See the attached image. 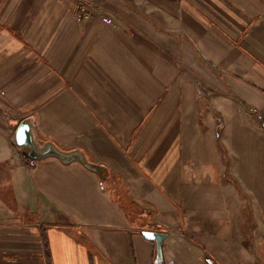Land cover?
<instances>
[{"label":"crops","instance_id":"obj_1","mask_svg":"<svg viewBox=\"0 0 264 264\" xmlns=\"http://www.w3.org/2000/svg\"><path fill=\"white\" fill-rule=\"evenodd\" d=\"M86 1L0 0V264H264V0Z\"/></svg>","mask_w":264,"mask_h":264},{"label":"water","instance_id":"obj_2","mask_svg":"<svg viewBox=\"0 0 264 264\" xmlns=\"http://www.w3.org/2000/svg\"><path fill=\"white\" fill-rule=\"evenodd\" d=\"M11 143L20 154L31 160L42 161L47 158H56L64 165L78 162L87 170L96 173L100 181H104L106 178L105 167L90 162L82 150L65 151L57 147L52 141L40 140L36 132V118L34 116H29L19 123L11 138ZM142 235L145 239L156 242L157 253L160 257L166 235L149 231L142 232Z\"/></svg>","mask_w":264,"mask_h":264},{"label":"built area","instance_id":"obj_3","mask_svg":"<svg viewBox=\"0 0 264 264\" xmlns=\"http://www.w3.org/2000/svg\"><path fill=\"white\" fill-rule=\"evenodd\" d=\"M74 1L76 4V14H77V17L79 18V20L87 19L88 18L87 14L90 11V9L95 6V3L88 4V2L85 0H74ZM103 20L107 24L110 23V19H108V18H103ZM249 111L252 115H254L257 118L258 123L260 125V128L262 130H264V111H256V110H252V109ZM25 162L29 167L35 166V162L32 160H26ZM205 262L207 264H215L214 261L209 257L205 258Z\"/></svg>","mask_w":264,"mask_h":264},{"label":"rangeland","instance_id":"obj_4","mask_svg":"<svg viewBox=\"0 0 264 264\" xmlns=\"http://www.w3.org/2000/svg\"><path fill=\"white\" fill-rule=\"evenodd\" d=\"M86 1V0H85ZM75 2V1H74ZM88 4H93V2H88ZM91 161V160H90Z\"/></svg>","mask_w":264,"mask_h":264}]
</instances>
